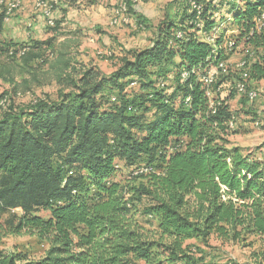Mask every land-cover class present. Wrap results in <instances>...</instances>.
I'll return each mask as SVG.
<instances>
[{"label": "trees", "instance_id": "obj_1", "mask_svg": "<svg viewBox=\"0 0 264 264\" xmlns=\"http://www.w3.org/2000/svg\"><path fill=\"white\" fill-rule=\"evenodd\" d=\"M180 1L168 5L151 45L129 51L109 78L92 71L79 79L66 76L72 95L0 114V216H7L0 222V243L28 235L48 247L37 260L0 251V264H196L186 241H239L246 235L264 241V143L255 158L228 147L227 140L235 125L229 101L236 94L252 103L257 96L248 97L255 92L250 84L264 85V20L256 28L264 0ZM222 8L226 19L217 17ZM133 14L137 27L148 30V21ZM237 49L244 65L231 70L226 56ZM23 50L0 42V54L9 58L24 57ZM215 69L206 87L203 79ZM230 71L237 82L222 97L223 75ZM142 82L141 89H152L143 101L149 110L125 93ZM117 161L146 183H115ZM133 200L155 221V240L135 223ZM39 211L48 217L36 216ZM254 256L264 264V251Z\"/></svg>", "mask_w": 264, "mask_h": 264}, {"label": "rangeland", "instance_id": "obj_2", "mask_svg": "<svg viewBox=\"0 0 264 264\" xmlns=\"http://www.w3.org/2000/svg\"><path fill=\"white\" fill-rule=\"evenodd\" d=\"M127 1L131 3V8L127 7ZM172 1L7 0L6 7L4 0L2 6L6 19L0 33V42L3 45L10 43L20 53L25 49L26 54L15 58L7 57L6 53L0 54V97L3 98L0 100V114L10 112V109L15 112L26 110L37 101L57 102L63 96L72 95L74 89L65 81L66 76L79 79L84 72L92 71L100 77L109 78L119 68L123 56L130 58L129 51L142 50L151 45L154 27L164 19ZM183 2L184 0L180 1ZM123 5L124 11H121ZM47 9L49 19L43 14ZM133 12L148 21V30L143 31L137 27ZM217 17L226 19L227 9L222 8ZM56 23H59L58 26ZM224 27H227L226 35L233 33L228 22ZM220 31L221 28H217L215 34ZM199 35L203 39L208 38L201 33ZM25 57L28 59L27 63H24ZM226 57L231 70L236 65H244L240 64L243 59L240 49ZM177 62L175 59V63ZM155 71L154 68L150 69L151 73ZM170 76L171 74L168 77ZM223 77L226 83L223 85L225 90L222 91V97H226L237 82L236 73L230 71ZM156 78V75H150L151 82L155 83L154 88H157ZM143 84L145 83L130 84L125 88V93L131 98L138 97L143 102L147 99L145 95L152 92L150 88L141 89ZM167 85L170 87V83ZM250 85L257 93V98L252 103L248 104L236 94L229 101L230 109L235 114V125L234 132H230L227 140L228 147H238L244 153L259 158L262 155L258 149L264 143V85ZM110 92L114 97L115 92ZM255 92H251L254 97ZM143 103L148 110L151 109L148 102ZM153 111L144 114L146 123L152 120ZM141 113L142 111L138 112V115H142ZM232 127L233 124L230 128ZM115 164L118 169L113 177L115 183L135 188L146 183L145 177H131L130 168L122 162L117 161ZM132 204L134 208L131 212L134 213L135 223L149 238L155 240V221L142 214V207L137 201L133 200ZM16 213L19 214V211ZM35 215L47 218L49 214L39 211ZM6 217L0 216V222ZM184 246L186 253L196 264H263L254 255L264 251V241L250 235L243 236L239 241H221L212 236L206 242L199 239L186 241ZM47 248L46 244H41L28 235L8 236L0 243V251L23 253L33 260L43 257ZM153 251L160 254L162 249ZM160 261L164 259L161 258ZM164 263L168 264L167 261ZM135 264L143 262L135 261Z\"/></svg>", "mask_w": 264, "mask_h": 264}, {"label": "built area", "instance_id": "obj_3", "mask_svg": "<svg viewBox=\"0 0 264 264\" xmlns=\"http://www.w3.org/2000/svg\"><path fill=\"white\" fill-rule=\"evenodd\" d=\"M6 7H7V0H6ZM44 16L47 18V19H49V9H47L44 13ZM264 20V17H259V19H257L256 20V28L259 30L260 28H261V26H262V21ZM49 21L50 20H48V25H49ZM119 24V23H118ZM232 46H233V43H229L226 47H227V50L228 51H230L231 50V48H232ZM240 64H244V62H241ZM223 67H224V64L223 63H221V64H219V66H218V69H223ZM217 75V70L215 69L212 73H208V78H204L203 79V82H204V84L206 85V87H209L211 84H213V82H214V79H215V76ZM208 95H209V93H208ZM257 95H255V97H256ZM254 97V98H255Z\"/></svg>", "mask_w": 264, "mask_h": 264}, {"label": "bare ground", "instance_id": "obj_4", "mask_svg": "<svg viewBox=\"0 0 264 264\" xmlns=\"http://www.w3.org/2000/svg\"><path fill=\"white\" fill-rule=\"evenodd\" d=\"M121 11H124V5L121 7ZM260 17H264V13H263V14H261V16H260ZM257 32H258V31H257ZM248 97H249V98H254V94H252V93H249Z\"/></svg>", "mask_w": 264, "mask_h": 264}, {"label": "crops", "instance_id": "obj_5", "mask_svg": "<svg viewBox=\"0 0 264 264\" xmlns=\"http://www.w3.org/2000/svg\"><path fill=\"white\" fill-rule=\"evenodd\" d=\"M213 71H214V70H213ZM213 71H212V72H213Z\"/></svg>", "mask_w": 264, "mask_h": 264}]
</instances>
